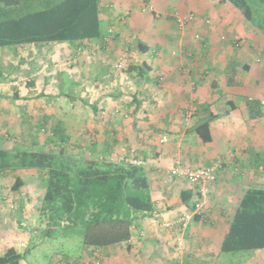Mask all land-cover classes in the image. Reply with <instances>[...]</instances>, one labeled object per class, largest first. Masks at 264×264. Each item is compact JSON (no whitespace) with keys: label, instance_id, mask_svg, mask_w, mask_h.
<instances>
[{"label":"crops","instance_id":"1","mask_svg":"<svg viewBox=\"0 0 264 264\" xmlns=\"http://www.w3.org/2000/svg\"><path fill=\"white\" fill-rule=\"evenodd\" d=\"M99 1L102 30L112 26L114 40L107 44L100 37L81 43L102 52L105 58H83L76 68L77 75L69 68L61 70L59 77L62 86L73 87L80 84L81 75L90 79L81 86L94 99L91 127L97 135L99 133L95 147L102 150L118 146L122 150L135 149L128 157L144 161L154 209L140 215L127 241L93 247L80 240V251L75 259L63 254L67 247L64 244L59 247L62 252L55 251L52 257L57 258L58 264H97L95 253L98 252L100 264H192V258L198 264H213L211 261L226 257L221 252V243L241 198L247 189L260 186L261 183L257 184L264 177V158H260L264 155V39L255 35L258 29L253 22L226 0ZM78 44H45L48 51L40 56L41 62L48 60L44 58L47 56L54 60L56 48L65 47L67 53ZM125 55L128 56L125 68L121 71L113 69L116 62V68L123 63L118 58ZM63 56L66 55H60V58ZM23 64L19 63L18 67H25ZM2 73L0 76H4ZM51 79L52 75L45 74V84L48 83L45 87L51 84ZM135 79H140V83L135 84ZM5 84L0 83V102L11 100L17 109L21 107V112L12 107L5 109L1 107L4 104H0V146L1 138L11 136L20 144L31 147L37 139L35 134L34 137L29 135L32 132L29 98L33 95L28 88L11 91ZM133 84L136 89H126ZM125 92H130L129 97L135 105L132 115L141 117L139 122L126 120L113 112L112 115H117L114 118L108 115L105 120L94 119L106 107H112ZM59 93L53 92L51 97L59 99ZM76 93H71L72 98L82 103L79 91ZM250 101L258 102L260 116H251ZM59 108V105L55 108V114L62 112ZM60 116L47 123H54L55 129L71 123L65 113ZM19 117L21 119L16 120ZM206 119H210L211 141L208 142L203 141L196 130ZM43 120L44 117L39 118V121ZM17 129L22 130V136L17 134ZM1 133H6V137ZM166 133L173 135L163 143L158 142ZM115 137L119 141L114 140ZM176 161L192 168L221 162L218 178L208 195L209 215L203 220L197 217L192 222L185 235L187 248L182 253L177 251L175 244L178 227L166 228L163 224L176 220L192 208L199 186L180 177H169L167 170ZM20 176L25 185L17 191L23 193L25 203L31 200L32 189L27 188L30 180L22 173ZM15 221L17 226L18 220ZM13 228L12 220H0V256L8 248L15 247L23 255L22 264H29V249L20 248L19 243L28 240L37 250L38 246L44 249L46 242H50L51 237L55 239L61 231L49 228L45 240L37 241L27 237L23 230L16 234ZM212 245L217 249L213 250Z\"/></svg>","mask_w":264,"mask_h":264},{"label":"trees","instance_id":"2","mask_svg":"<svg viewBox=\"0 0 264 264\" xmlns=\"http://www.w3.org/2000/svg\"><path fill=\"white\" fill-rule=\"evenodd\" d=\"M226 1L254 21L248 0ZM258 1L264 4V0ZM99 2L0 0V48L63 42H79L80 47L83 40L100 38L103 30ZM257 106V101H250L254 118L260 116ZM209 121L204 120L196 128L205 142L211 141ZM45 135V141L39 138L31 144L34 148L0 146V173H39L45 182L43 207L50 225L63 234H77L84 245L102 247L129 240L135 221L154 209L144 166L69 154L66 146L70 137L61 125L53 128L51 135ZM57 143L61 145L59 151L53 149ZM24 185L25 180L19 175L12 188L20 190ZM260 249H264V187L254 186L241 198L221 243V252ZM22 259L23 255L10 247L0 256V264H22Z\"/></svg>","mask_w":264,"mask_h":264},{"label":"rangeland","instance_id":"3","mask_svg":"<svg viewBox=\"0 0 264 264\" xmlns=\"http://www.w3.org/2000/svg\"><path fill=\"white\" fill-rule=\"evenodd\" d=\"M250 5L252 6L253 13H254V21L253 25L258 29L255 30V35L257 37H260L261 39H264V4L259 2L258 0H248ZM258 26V27H257ZM109 28V27H108ZM107 28V29H108ZM105 29L103 31V34L106 32ZM114 40V37L110 39V41L107 42L111 43ZM136 43V42H135ZM77 46V45H76ZM94 49V48H92ZM65 47L58 49L56 48L54 50L57 51V56L53 60L51 56H47L44 58H47L48 60H45L44 62H41L40 56H43V53H46L48 49L45 47V45L39 46L34 48L33 45L29 46H19V47H6V48H0V72H4V76H0V83L5 82L6 86H8L11 91L14 89H18L21 87H25L30 89L31 94L33 97L29 98L30 103V111H31V121L32 123V132H29V135H36L37 139L46 140V135L52 134V129L55 128L54 123H47L48 120L50 122L56 121L55 119H60V115L65 113V118L68 119L71 123L67 124L66 126L63 125V128L65 129L66 134L70 136V142L67 145V152L69 154H76V155H85L89 158H107L110 159L112 155H125L126 157L135 152V149L132 150V148L129 149H123L115 147L111 150H102L103 148L99 149L95 147V143L99 142L97 140L98 135L94 132V128L91 127L92 125V114H91V104L94 102L93 98H90L85 91V89L81 86L82 82L90 81L87 76L81 75L82 80L80 84L77 87H73L74 85H68L64 84L62 86V79L59 77V72L61 70H68L69 68L72 69L71 73L74 72V75H77L79 72L76 68L81 64L82 59H104L105 56L95 49L94 55H89V53H81L79 51V47L77 48H69L68 52L65 53ZM46 51V52H44ZM62 52V54L60 53ZM128 53V52H127ZM85 54V55H84ZM52 55V54H51ZM60 55H66L64 58H60ZM128 59V56L119 57L118 60L122 61L123 67L122 68H116L115 63L113 66V69H117L119 71L123 70L125 68L124 63H126V60ZM35 61V62H33ZM19 63H24L23 65L25 67H18ZM37 64V65H36ZM73 65V66H72ZM28 66H30L28 68ZM72 66V67H70ZM18 68L17 71H15V68ZM189 71V69H188ZM187 71V72H188ZM13 73V76H9ZM10 73V74H9ZM9 74V75H7ZM45 74L52 75V79L50 81L51 84L48 85V87H45L47 84H45ZM7 76V77H5ZM81 78H79L80 80ZM44 80V82H43ZM135 84H138L136 82L140 83V79H135ZM55 81H57L56 84ZM31 83V84H30ZM58 84V85H57ZM163 83L161 82V85ZM62 86V87H61ZM61 87V88H60ZM134 90L136 89V86H126V89ZM75 89V90H74ZM61 94V97L59 99H55L51 97L53 95V92H59ZM61 91H67V92H61ZM73 91L76 92L79 91L80 97H82V103L80 101L75 100L72 98L74 95L71 94ZM83 91V92H82ZM130 92H125V95H123L120 99L115 100L112 107H106V110L99 114L96 118H94L97 121H100L101 119L105 120V118L108 117V115L111 116V118L116 117L117 115L123 116L126 120H135L136 122H139L141 117H134L132 115V109L135 107L132 100L130 99ZM45 94V95H43ZM73 95V96H72ZM25 103V102H23ZM0 104H4L3 108H14V110H17L18 112H21V107L19 106L17 109V105L15 103H12L11 100H5L1 101ZM6 104H8L6 106ZM27 104V103H25ZM62 110L60 114H55L56 107ZM66 109V110H63ZM115 109H119V112H115ZM117 115H112L111 113ZM3 111V110H1ZM190 113V112H189ZM44 117L43 121H39V118ZM146 118V117H145ZM21 117L16 118V120H20ZM52 120V121H51ZM114 120V119H111ZM117 121V120H116ZM56 123V122H55ZM115 124V122H112ZM48 125V126H46ZM100 125H103V123H100ZM17 134H21L22 136V130L17 129ZM118 132V131H117ZM8 134V132H6ZM5 133V134H6ZM3 133H1L2 135ZM4 137H6V135ZM114 135V133H113ZM119 135V133H118ZM156 135H159L157 132ZM173 135L171 133H166L164 135H161L162 137L157 140L158 142H164L169 139V137ZM9 136V134H8ZM115 136V135H114ZM122 134H120V137ZM160 137V136H159ZM8 139L1 138V147H7V148H33V145L29 147L25 144H20L19 141H15L11 138V136L6 137ZM99 138H101L99 136ZM35 139V138H34ZM35 139V141H37ZM167 139V140H166ZM32 140V139H31ZM114 140L119 141V138H114ZM20 142H22L20 138ZM100 142H102L100 140ZM28 144H31V142H28ZM120 145L119 143H117ZM61 146V145H60ZM59 143L53 147V149H56V151H59ZM122 146V145H121ZM132 150V151H131ZM130 157V156H129ZM132 158V157H131ZM260 158H264V155H262ZM264 165V164H263ZM23 174L25 179L30 180L28 182L27 188L32 189L31 192V200L23 202L25 197H23V193L18 192L17 190H14L12 188L16 177L18 175ZM27 173V172H26ZM24 174V171H6L3 173H0V220L1 221H8L12 220V224L14 225V232L16 234L21 233L23 230L24 233L27 234V237H31V239L40 241L42 238L47 237V231L48 229H54L59 230L56 226H52L49 223V218L47 216V212L44 210L43 207V194L45 193V182L44 180L34 173H30L26 175ZM39 174V173H38ZM256 180V176L255 179ZM258 182L257 185L261 183L260 186L257 187H264V177H262ZM242 185H244L242 183ZM24 203V205H22ZM26 209V210H25ZM44 211V212H43ZM30 212V213H29ZM24 214V216H23ZM29 215V216H27ZM26 216V217H25ZM13 220H18L17 226L16 221L13 222ZM23 221V222H22ZM29 221V222H28ZM190 226L186 229V231L183 234L182 240L184 242L183 250L180 251V248L178 247V241L175 243L177 251L182 253L184 252L185 248H187V245L185 244V235L188 234ZM11 231V233H12ZM30 233V234H28ZM1 234V230H0ZM54 233L51 235L53 236ZM65 234V233H64ZM62 233V230L59 236L63 241H59L57 236L54 238L51 237L52 240L50 242H46L44 245V249L42 247H33V242L27 240V247L25 250L29 249V252L27 254V260L29 264H58L57 258H53V253L62 252V244L66 245L67 247L64 249L63 254L70 255L69 257L71 259H75L78 255V252L80 251V240L82 241V238L76 236L74 233H70L69 235H64ZM180 234V233H178ZM1 236V235H0ZM66 236V239H65ZM179 236V235H178ZM177 236V239H178ZM33 240V241H34ZM77 241V242H76ZM76 242V243H75ZM78 243V244H77ZM212 249H217L216 246H211ZM175 248V251H176ZM187 251V249H186ZM218 250H216L217 252ZM39 252V253H37ZM70 252V253H69ZM226 257L215 259L216 261L211 263L213 264H264V250L259 251H240V252H234V253H223ZM192 264H198V262L192 258L191 260ZM60 264V263H59Z\"/></svg>","mask_w":264,"mask_h":264},{"label":"built area","instance_id":"4","mask_svg":"<svg viewBox=\"0 0 264 264\" xmlns=\"http://www.w3.org/2000/svg\"><path fill=\"white\" fill-rule=\"evenodd\" d=\"M180 23H184L180 18L178 19ZM114 28L110 26L104 35L101 36L102 42H108L111 38L114 37ZM79 51L81 53H89V55H94V49L88 47L86 44H82L79 47ZM118 68H122V63L117 65ZM115 112H119V109H115ZM114 113V110H113ZM112 161H128L133 164L143 165L144 161L142 159L126 157L125 155H112L110 157ZM221 168V162L217 161L212 165L208 166H201V167H186L181 161H176L168 170L167 173L169 177H180L185 179L191 184L198 185V196L196 200L193 202L192 208L189 211H186L182 215H180L174 221H167L163 225L166 228H171L176 225L179 229V236H178V247L180 251L183 250L184 242L182 240L183 234L186 229L192 224V222L196 219V217L201 216L202 220L208 217L209 213V205H208V195L211 190L212 185L216 182L218 178V170ZM19 247L25 249L27 247L26 242L19 243ZM96 263L100 264L99 261V253L96 252Z\"/></svg>","mask_w":264,"mask_h":264}]
</instances>
